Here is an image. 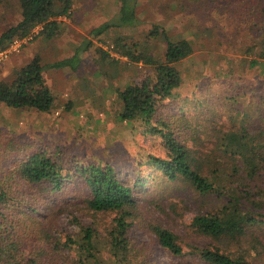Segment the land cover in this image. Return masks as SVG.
<instances>
[{"label":"rangeland","instance_id":"obj_1","mask_svg":"<svg viewBox=\"0 0 264 264\" xmlns=\"http://www.w3.org/2000/svg\"><path fill=\"white\" fill-rule=\"evenodd\" d=\"M72 3V14L59 18L63 24L55 37L36 36L38 26L0 55V82L8 81L15 69L38 55L54 94L47 112L13 109L0 101V168L9 171L17 167L23 154L45 150L72 175L59 197L42 196L35 204L29 202L30 196L24 199L49 219L51 242L44 248L53 254L42 256L41 264H81L79 249L65 245V239L79 240L82 226L97 232L99 264H115L108 240L117 212L88 208L87 187L72 174L77 163L109 164L121 182L134 187L137 204L128 218L127 233L133 263L203 264L192 255L190 245L202 247L207 239L195 232L191 220L210 206L188 182L167 181L157 165L149 162L150 155L167 158L161 136L143 135L138 121L119 118L118 90L144 67L121 56L117 43L135 44V50L162 60L166 41L161 34L147 37L153 26L191 41L193 53L177 63L181 85L159 112L166 120L174 115L178 123H190L179 137L190 146L195 140L202 142V151L217 141L218 130L241 123V112L250 104L251 112L257 103L264 112V59L258 56L264 49V0H137V24L111 25L100 35L90 31L116 20L119 1ZM18 19V0H0V33ZM86 43L88 47L81 50ZM78 48L74 69L51 66L54 61L70 59ZM136 179L139 183L134 186ZM20 185L16 192H28L27 185ZM65 202L70 205L62 208ZM157 224L178 236L182 255L158 243L151 230Z\"/></svg>","mask_w":264,"mask_h":264},{"label":"trees","instance_id":"obj_2","mask_svg":"<svg viewBox=\"0 0 264 264\" xmlns=\"http://www.w3.org/2000/svg\"><path fill=\"white\" fill-rule=\"evenodd\" d=\"M118 1L116 20L90 33L100 35L111 25L122 27L138 23L137 0ZM18 5V21L0 33V51L32 34L38 26L36 36L55 37L63 24L59 18L71 16L73 3L72 0H18ZM160 34L166 41L162 60L135 50V44L117 43L121 56L140 62L144 67L118 90L122 102L119 118L125 122L138 121V130L143 135L161 136L167 158L150 155L149 162L157 165L167 181L188 182L210 206L191 220L195 232L207 239L202 247L190 245L192 255L203 264H264V112L258 103L252 112V104L249 109L244 108L241 123L218 130L217 141L205 148V153V149L201 151L202 142L195 140L194 145H188L179 137V132L190 123H178L174 115L166 120L159 109L181 85L177 63L192 54L194 47L186 38L159 31L158 25L153 26L147 37L153 39ZM80 48L70 59L54 61L51 66L69 65L74 69L79 62ZM258 56L264 59V49ZM255 62L250 61L251 65ZM43 69L38 55L15 69L8 81L0 82V101L13 109L49 111L54 94L46 83ZM72 174L87 187L85 201L89 209L117 212L108 240L115 264H136L129 256L127 236L131 225L128 218L137 204L134 187L121 182L109 164L77 163ZM71 178V173L65 172L60 162L45 150L23 154L17 167L9 171L0 168V264H41L42 256L53 254L52 250L44 248L51 242L49 219L36 213V207L24 199L29 200L30 196L29 202L35 204L42 196L59 197L66 189L65 181ZM19 182L27 185L24 188L28 192L21 194L19 189L14 190ZM136 183L138 179L134 186ZM62 203L60 201V205ZM69 205L65 202L62 208ZM151 230L158 243L170 253L183 254L175 233L158 224L152 225ZM81 231L79 240L67 237L65 245L72 244L79 249L81 264H99L100 259L95 254L97 232L89 226H82Z\"/></svg>","mask_w":264,"mask_h":264},{"label":"built area","instance_id":"obj_3","mask_svg":"<svg viewBox=\"0 0 264 264\" xmlns=\"http://www.w3.org/2000/svg\"><path fill=\"white\" fill-rule=\"evenodd\" d=\"M33 31H34V30H33ZM32 34H33V33H32ZM28 36H29V35H28ZM20 40H21V39H19V40H15L14 42H12V43L9 45L8 48H10L12 45H15V44L18 43ZM8 48H7V49H8ZM7 49L0 51V55L3 54V53H5V52H7Z\"/></svg>","mask_w":264,"mask_h":264}]
</instances>
